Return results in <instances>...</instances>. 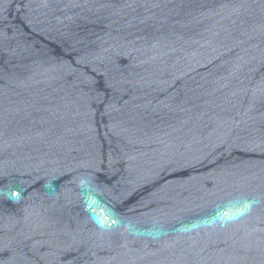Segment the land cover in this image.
<instances>
[{"label":"water","instance_id":"obj_1","mask_svg":"<svg viewBox=\"0 0 264 264\" xmlns=\"http://www.w3.org/2000/svg\"><path fill=\"white\" fill-rule=\"evenodd\" d=\"M0 264H264V0H0Z\"/></svg>","mask_w":264,"mask_h":264}]
</instances>
